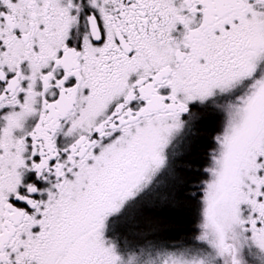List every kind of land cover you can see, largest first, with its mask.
Instances as JSON below:
<instances>
[{"label":"snow or ice","instance_id":"obj_1","mask_svg":"<svg viewBox=\"0 0 264 264\" xmlns=\"http://www.w3.org/2000/svg\"><path fill=\"white\" fill-rule=\"evenodd\" d=\"M0 264H264V0H0Z\"/></svg>","mask_w":264,"mask_h":264}]
</instances>
